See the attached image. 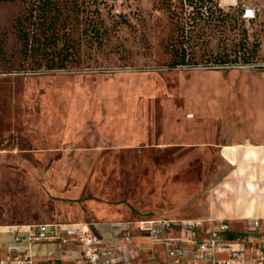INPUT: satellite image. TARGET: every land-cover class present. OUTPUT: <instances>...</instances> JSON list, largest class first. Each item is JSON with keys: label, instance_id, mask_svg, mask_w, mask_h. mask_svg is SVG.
Returning a JSON list of instances; mask_svg holds the SVG:
<instances>
[{"label": "rangeland", "instance_id": "1", "mask_svg": "<svg viewBox=\"0 0 264 264\" xmlns=\"http://www.w3.org/2000/svg\"><path fill=\"white\" fill-rule=\"evenodd\" d=\"M55 1L76 43L85 8L109 37L80 45L65 69H38L12 29L21 5L0 0V225L153 213L239 232L264 215V151L252 145L264 144L262 58L221 66L201 48L198 64L170 68L178 0ZM233 2L220 5L264 19V0Z\"/></svg>", "mask_w": 264, "mask_h": 264}, {"label": "trees", "instance_id": "2", "mask_svg": "<svg viewBox=\"0 0 264 264\" xmlns=\"http://www.w3.org/2000/svg\"><path fill=\"white\" fill-rule=\"evenodd\" d=\"M6 1L21 5L12 29L20 44L23 59L30 61L36 58L33 61L38 69H65L69 62L79 60L76 56L80 45H92L96 42L102 46L109 37L103 21L97 19V11L83 9L79 19L83 27L82 36L76 43L72 39L74 26L69 22L70 16L67 15L60 22L62 10L55 0ZM178 1L182 5L181 9L175 7L171 10L177 35L168 44L172 59L170 68L198 64L197 52L201 48L221 66L233 62L251 64L261 58L264 61V55L261 56L264 19L261 21L260 15L247 20L249 23L258 21L257 25L261 26L259 30L250 33L243 19V9L238 8L237 15H233L234 5L226 10L220 5V0ZM61 31L67 38L66 43L58 49ZM6 36L5 32L0 34V53L4 51ZM213 48H217V51L214 52ZM236 235L238 236L233 231L230 234L231 237Z\"/></svg>", "mask_w": 264, "mask_h": 264}, {"label": "built area", "instance_id": "3", "mask_svg": "<svg viewBox=\"0 0 264 264\" xmlns=\"http://www.w3.org/2000/svg\"><path fill=\"white\" fill-rule=\"evenodd\" d=\"M243 9L244 19L255 18L254 8L246 5ZM134 224L144 234L151 250L159 243H163L167 250L166 262L144 264H187V253L192 264H264V233L260 231L259 219L251 220L244 235L235 237L230 236V222L223 219L179 222L170 217L158 216L140 219ZM24 234L15 239L28 246L41 241L59 240L62 244L76 241L81 246L80 260L83 264H101L103 240L87 223L30 224L25 226ZM125 238L129 240L130 235ZM244 251H247L248 259ZM0 264L4 263L0 261ZM12 264L35 263L31 255L25 254Z\"/></svg>", "mask_w": 264, "mask_h": 264}, {"label": "crops", "instance_id": "4", "mask_svg": "<svg viewBox=\"0 0 264 264\" xmlns=\"http://www.w3.org/2000/svg\"><path fill=\"white\" fill-rule=\"evenodd\" d=\"M233 3H235V0ZM250 144L249 146L251 147ZM252 145H254V148L264 151V144ZM259 152L260 151H258V153ZM254 210L256 212V209ZM259 211L260 210H257V213ZM158 216L162 215L148 213L137 217L86 222L103 240L101 245L103 252L101 264H144L145 262L152 261L166 262L168 256L165 245L159 243L151 250L144 234H142L134 224L137 220ZM206 219L217 218L210 217ZM248 219L261 220L260 231L264 233V215L254 214L248 217ZM27 225L29 224L0 225L1 262L4 264H12L16 258L29 254L33 257L35 264H83L80 260L81 246L76 241H71L67 244H62L59 240L41 241L31 246H28L24 242L17 241L15 239L16 237H23L25 235L24 231ZM232 231L239 235V233L243 234L246 232L247 228L239 232L234 229H232ZM127 235H130L129 240L125 238ZM244 253L246 255L245 258L248 259L247 251H244ZM240 257L243 256L241 255ZM127 260L129 263H126ZM186 261L187 264H192L189 253H187ZM237 264L243 263L239 262Z\"/></svg>", "mask_w": 264, "mask_h": 264}]
</instances>
